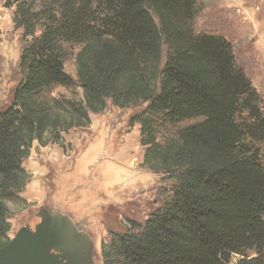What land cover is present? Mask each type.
<instances>
[{"label":"trees","instance_id":"obj_1","mask_svg":"<svg viewBox=\"0 0 264 264\" xmlns=\"http://www.w3.org/2000/svg\"><path fill=\"white\" fill-rule=\"evenodd\" d=\"M0 4L21 31L20 80L0 111V249L33 144L65 153L63 135L110 103L142 107L128 120L140 167L167 188L142 222L110 232L103 264H264V102L231 43L196 30L197 0Z\"/></svg>","mask_w":264,"mask_h":264},{"label":"rangeland","instance_id":"obj_2","mask_svg":"<svg viewBox=\"0 0 264 264\" xmlns=\"http://www.w3.org/2000/svg\"><path fill=\"white\" fill-rule=\"evenodd\" d=\"M197 2L196 30L231 43L236 65L264 102V0ZM13 12L14 7L0 4V111L10 105L20 80L21 31L14 28ZM65 71L75 78L73 60L65 64ZM56 93L68 95L64 89ZM77 93L80 98V89ZM141 109H118L108 103L103 113L90 114L88 129L63 135L65 153L56 145L34 143L23 162L30 175L21 193L25 204L11 206L9 238L21 227L33 228L41 209L58 211L90 236L94 262L103 264L101 245L108 243L110 232L123 233L131 220L142 222L161 204L159 189L167 188L159 176L140 167L138 125L129 128L128 120Z\"/></svg>","mask_w":264,"mask_h":264},{"label":"water","instance_id":"obj_3","mask_svg":"<svg viewBox=\"0 0 264 264\" xmlns=\"http://www.w3.org/2000/svg\"><path fill=\"white\" fill-rule=\"evenodd\" d=\"M39 222L21 227L0 249V264H95L90 236L65 214L41 209Z\"/></svg>","mask_w":264,"mask_h":264},{"label":"flooded vegetation","instance_id":"obj_4","mask_svg":"<svg viewBox=\"0 0 264 264\" xmlns=\"http://www.w3.org/2000/svg\"><path fill=\"white\" fill-rule=\"evenodd\" d=\"M79 228V227H78ZM82 228H85V227H82Z\"/></svg>","mask_w":264,"mask_h":264},{"label":"crops","instance_id":"obj_5","mask_svg":"<svg viewBox=\"0 0 264 264\" xmlns=\"http://www.w3.org/2000/svg\"><path fill=\"white\" fill-rule=\"evenodd\" d=\"M64 214V213H63ZM71 218V217H70Z\"/></svg>","mask_w":264,"mask_h":264}]
</instances>
